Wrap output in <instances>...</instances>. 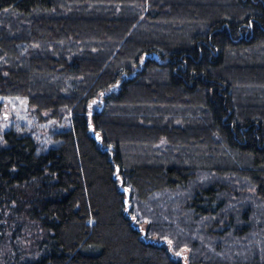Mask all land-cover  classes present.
Listing matches in <instances>:
<instances>
[{"label": "trees", "instance_id": "16d2710c", "mask_svg": "<svg viewBox=\"0 0 264 264\" xmlns=\"http://www.w3.org/2000/svg\"><path fill=\"white\" fill-rule=\"evenodd\" d=\"M5 98L0 264H264V0H0Z\"/></svg>", "mask_w": 264, "mask_h": 264}, {"label": "rangeland", "instance_id": "374dc122", "mask_svg": "<svg viewBox=\"0 0 264 264\" xmlns=\"http://www.w3.org/2000/svg\"><path fill=\"white\" fill-rule=\"evenodd\" d=\"M139 68L141 69L142 65ZM100 104V101H95L92 104V108L94 110L98 109ZM48 117L49 113H44L41 117L38 116L36 110L31 108L25 100L5 98L0 105V130L4 132L12 127L17 129L22 128L27 132L35 134L39 140L43 141L52 130L61 127L57 122L48 119ZM142 227L145 229V226ZM162 243L169 248L174 259L182 260L184 264H188L189 250L184 248L180 252H174L169 242L164 241Z\"/></svg>", "mask_w": 264, "mask_h": 264}]
</instances>
